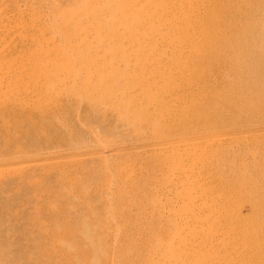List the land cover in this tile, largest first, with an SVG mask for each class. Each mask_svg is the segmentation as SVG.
Returning <instances> with one entry per match:
<instances>
[{"label":"rangeland","instance_id":"obj_1","mask_svg":"<svg viewBox=\"0 0 264 264\" xmlns=\"http://www.w3.org/2000/svg\"><path fill=\"white\" fill-rule=\"evenodd\" d=\"M242 1L0 0V264H264L240 235L264 224V0Z\"/></svg>","mask_w":264,"mask_h":264},{"label":"bare ground","instance_id":"obj_2","mask_svg":"<svg viewBox=\"0 0 264 264\" xmlns=\"http://www.w3.org/2000/svg\"><path fill=\"white\" fill-rule=\"evenodd\" d=\"M216 1V4L213 6V7H211V10H213V11H220L221 10V7H220V4H219V2H218V0H215ZM243 2V4H242V10H241V12L242 13H247V11H249L250 9V2H249V0H243L242 1ZM227 6V5H226ZM231 7V6H230ZM240 9L238 8L237 9V11H239ZM232 11H236V7L235 8H233L232 9ZM212 14V13H211ZM232 14V13H231ZM234 14V13H233ZM235 15H237V14H235ZM231 17H232V15H231ZM231 22V20H228L227 21V25L229 24ZM231 25V24H230ZM229 25V26H230ZM232 27V25L230 26V27H228V28H231ZM195 30H199L200 29V31H203L204 33H206V35H209V36H211L213 39L214 38H216V39H218L219 37L218 36H220V34L218 33L219 31L218 30H216L214 27H210V24L209 23H197V24H195ZM219 29V28H218ZM206 31V32H205ZM222 35V34H221ZM224 37H225V34L223 35ZM227 39H228V41L230 42L231 40H232V36L230 35V36H228L227 37ZM212 40V39H211ZM213 41V40H212ZM210 48H203L202 46L200 47V52L203 54V55H211V56H213L212 54H215V51L216 50H214V47L213 46H209ZM211 56H209V57H211ZM199 58H201L202 57V55H199L198 56ZM199 58H196V59H199ZM200 60V59H199ZM208 63V62H207ZM197 65V64H196ZM209 67V66H208ZM221 66H211V68L208 70V72H210L209 74H215L216 76H217V78L218 79H221V77H222V74H221V68H220ZM207 71V70H206ZM249 72H254V70L251 68V69H249L248 70ZM225 76H226V74H225ZM202 83H203V81H202V79L200 80ZM205 82V81H204ZM219 82V81H218ZM229 83V82H228ZM233 83H235V82H233ZM17 84V83H16ZM205 84V83H204ZM225 84V83H224ZM254 84V83H253ZM202 84H200V88L202 89L201 91L202 92H204V89H205V85L204 86H201ZM213 86L215 87L214 88V91H212V93H214L213 94V97L215 98V99H217V95H216V91L217 90H219L220 88H217V86L216 85H214L213 84ZM253 88H254V86H252ZM251 87V88H252ZM210 88V87H209ZM238 88H239V86L238 85H236V83L235 84H230V85H228V86H226L225 87V90L226 91H229V90H238ZM221 89H223V88H221ZM209 90V89H208ZM216 90V91H215ZM245 90H249V88L248 87H245L244 89H243V91H245ZM224 91V90H223ZM194 92V91H193ZM201 92V93H202ZM19 93V92H18ZM200 93V92H199ZM25 94V93H24ZM18 97V96H17ZM257 100H260V98H257ZM187 104V103H186ZM189 105V104H188ZM25 107V106H24ZM23 109V108H22ZM24 110V109H23ZM31 118V117H30ZM220 123H222L221 125H223V124H225V122H216V121H209L208 122V124L211 126V125H214V126H221V125H219ZM209 128V127H208ZM221 128H223V127H221ZM260 158V157H259ZM263 158V157H262ZM262 160H264V159H261V161ZM260 161V160H259ZM263 162H260L259 164H262ZM252 166V165H251ZM257 166H259V168H260V166H263V165H257ZM250 167V166H249ZM262 168H264V167H262ZM260 170V169H259ZM261 170H264V169H261ZM250 172V171H249ZM264 173V172H263ZM186 196H188L187 194H186ZM189 197V196H188ZM231 197H233V196H231ZM238 197V196H237ZM239 198V197H238ZM238 200V199H237ZM248 200V199H247ZM250 204V203H249ZM256 204V203H255ZM255 204L253 203V205H254V208L253 209H255V207L257 206H255ZM258 207H261V206H258ZM256 209H257V207H256ZM255 209V210H256ZM252 210V209H251ZM256 212H257V214H258V210H256ZM254 214V213H253ZM255 215H256V213H255ZM255 215H254V217H255ZM227 215L225 214V215H223V214H216L215 216H213V219H214V221L216 220L218 223H220V220H222L223 222H225V223H232V220H234V219H236L235 218V216H236V214H232L231 215V218H230V220L229 219H227V217H226ZM258 216V215H257ZM252 219H254V218H252ZM255 220V219H254ZM262 220V219H261ZM258 222H259V216H258ZM257 222V219H256V221H253V222H250V223H248L247 222V224H245V225H247V226H245L244 224H241L242 226H244V227H246V229H249V231L247 232V231H242L241 230V237L242 236H246V234L248 235V234H250V233H252L253 235H255V236H258L259 237V234H262L263 233V231H264V224L262 223V224H260L261 222H259L258 223ZM238 223V222H237ZM231 225V224H230ZM240 225V224H239ZM240 225V226H241ZM239 227V226H238ZM243 227V228H244ZM227 234V235H226ZM225 235L227 236V237H225V242H226V238H227V242H230L231 240H233L234 238L232 237V233H231V231L230 232H228V233H225ZM251 235V234H250ZM233 238V239H232ZM237 238V237H236ZM243 238V237H242ZM223 239V238H222ZM239 239H240V237H239ZM181 241V240H180ZM168 242V241H167ZM167 242H165V241H162V240H157L156 242H155V245H154V249L155 250H158V253H159V250H162L163 252H164V250L167 248L166 247V245H167ZM223 242H224V240H223ZM243 242V241H242ZM176 243V242H175ZM177 243H178V240H177ZM181 243V242H180ZM233 243V242H232ZM185 244V243H184ZM224 244H228V243H224ZM229 246V245H228ZM183 247H185V245L183 246V244H177V245H173V247H171V248H169L168 250H167V252H168V254L170 255V256H173V257H175V256H178V257H181V255H183L184 254V250H183ZM204 248V247H203ZM234 248V247H233ZM259 247H257V249H258ZM153 249V250H154ZM226 255V254H225ZM230 255V254H229ZM221 256H223V255H221ZM219 258V257H218ZM222 261H218V263L215 261V263L216 264H232L231 262H229V260H228V258L227 259H224V257H223V259L222 258H220ZM213 262V261H212ZM211 262V263H212ZM199 262H197V264H198ZM196 264V263H195ZM200 264V263H199ZM208 264V263H207ZM239 264V263H238Z\"/></svg>","mask_w":264,"mask_h":264}]
</instances>
